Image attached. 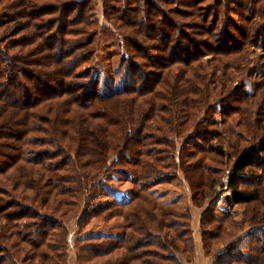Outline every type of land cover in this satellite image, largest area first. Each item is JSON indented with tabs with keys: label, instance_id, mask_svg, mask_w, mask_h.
<instances>
[{
	"label": "trees",
	"instance_id": "obj_1",
	"mask_svg": "<svg viewBox=\"0 0 264 264\" xmlns=\"http://www.w3.org/2000/svg\"><path fill=\"white\" fill-rule=\"evenodd\" d=\"M4 1L0 264H69L66 223L75 218L81 231L117 216L122 235L76 238L74 264L191 263L188 208L151 191L176 176L183 134L178 163L197 175L187 176L194 205L219 181L204 156L222 161L230 150L226 186L245 206L240 221L220 206L201 214L209 264H264V56L252 67L247 58L264 52V0H102L121 40L120 76L108 87L83 65L97 49L95 0ZM6 24L12 36L25 32L5 41ZM76 90L87 110H74ZM233 110L247 139L229 125ZM110 164L132 174L127 192L110 188Z\"/></svg>",
	"mask_w": 264,
	"mask_h": 264
},
{
	"label": "rangeland",
	"instance_id": "obj_2",
	"mask_svg": "<svg viewBox=\"0 0 264 264\" xmlns=\"http://www.w3.org/2000/svg\"><path fill=\"white\" fill-rule=\"evenodd\" d=\"M38 2H44L46 0H37ZM4 4V5H3ZM7 4L5 5V1L0 5V19L4 18L5 10H6ZM93 7L95 14L97 15L99 19V29L97 33V49L95 51V54L88 63L83 64L84 66L87 65H93L96 66L98 69V72L104 76V78L107 80L104 84L108 87L109 81L113 84V86L116 84V82L119 79V52H120V45L121 40L118 36L117 32L113 27L107 23L103 18V3L102 0H95L93 2ZM27 11H30V6L26 9ZM196 11L195 9L193 10ZM132 14H135V12L128 13L129 16ZM34 23H40L41 19L36 16L32 18ZM11 24H6L4 27H2V33L4 35L3 40L10 41L13 39L19 38L20 35H22L25 31L22 33L20 32L18 35L12 36L11 32L12 29L8 32ZM197 30V28H196ZM45 33L40 32L39 36H43ZM183 42H186L183 40ZM144 53V52H143ZM145 54V53H144ZM264 56V52H262L260 49H256L255 52H253V49L250 48L247 58H249V66L252 67L255 63L259 61V59ZM209 55H206L203 60L209 59ZM47 64L52 63V60L46 59ZM28 67V66H27ZM78 68V67H77ZM69 76V75H68ZM70 77V76H69ZM72 78V77H71ZM239 81L236 80L233 89H236L238 87ZM73 93H68L71 97ZM76 93L78 95L77 97V108H74V110H80L84 111L87 110L88 104L82 105L87 103V101L80 102L81 93L79 94L78 90H76ZM68 95V96H69ZM231 106L235 107L237 106V103H231ZM72 111V113L74 112ZM33 111V110H32ZM253 112V111H251ZM204 113L202 114V116ZM239 116V112L236 110H233V113L230 116L229 125L233 129L235 133L244 134L246 139L248 138V134L246 130H243L242 128H239L237 124L235 123V119ZM252 116L254 117V112L252 113ZM184 138V134L180 135L178 138L175 139L176 142V149L172 152L174 159L173 161L176 162V176L173 177L169 182L161 183L158 185H155L152 187L151 191L153 194L157 197V199L160 202H169L174 201L176 202L180 207L188 208L190 212V227L193 230V240L194 244L200 239L199 236V219L201 214L207 209L212 207H218L220 206L224 211H227L229 216L235 220L240 221L242 219V211L245 206H237L233 205L231 202V197L229 194V191L227 189V182H228V167H229V158L231 156L228 155V147L226 146L225 150L228 151L225 154V157L220 161L219 159H215L213 155H205L202 161V168L204 170H210V171H218L219 173V181L217 184H215L212 188V190L209 192L206 199L201 201L200 204H197L196 206L193 203V191L194 188H191L189 186V181H191L192 178L197 176L195 173H191L190 171H187V176L183 173V169L178 163L179 160V149L180 145L182 144V140ZM208 157V158H207ZM203 158V157H202ZM214 158V159H213ZM110 167L108 174H106L104 177L107 178L110 188L113 190L121 191V192H127L130 189V179L132 178V174L128 171H124L119 166H112L111 164L108 166ZM129 170L133 169V167H125ZM222 172V174H221ZM186 176V177H185ZM187 179V180H186ZM192 184V183H191ZM229 195V199H225V194ZM220 196L223 201L220 202V199L216 200V198ZM196 198V196H195ZM67 247H68V254H69V264L75 263V257H76V249H75V239L76 238H88L92 236H113V237H120L122 233L124 232V226L125 221L122 217H113L109 220H97V219H91L81 231L76 226V220L75 218H71L67 223ZM211 231H213V228H210ZM222 239V238H221ZM223 240H220L219 244H221ZM219 244H216V248L219 247ZM196 247V246H195ZM202 248L197 251L195 248L194 253V259L189 264H208L209 261H204V257H207L203 254V251L201 252ZM204 256V257H203ZM208 258V257H207ZM209 259V258H208Z\"/></svg>",
	"mask_w": 264,
	"mask_h": 264
},
{
	"label": "crops",
	"instance_id": "obj_3",
	"mask_svg": "<svg viewBox=\"0 0 264 264\" xmlns=\"http://www.w3.org/2000/svg\"><path fill=\"white\" fill-rule=\"evenodd\" d=\"M199 238H200V236H199ZM195 246H196L195 248L197 249V251L201 249L200 239L198 240L197 245H196V242H195ZM201 252H202V250H201ZM204 258H205V259H203L204 261H209V259L207 257H204Z\"/></svg>",
	"mask_w": 264,
	"mask_h": 264
},
{
	"label": "water",
	"instance_id": "obj_4",
	"mask_svg": "<svg viewBox=\"0 0 264 264\" xmlns=\"http://www.w3.org/2000/svg\"><path fill=\"white\" fill-rule=\"evenodd\" d=\"M225 199H229V195L227 193L225 194Z\"/></svg>",
	"mask_w": 264,
	"mask_h": 264
}]
</instances>
